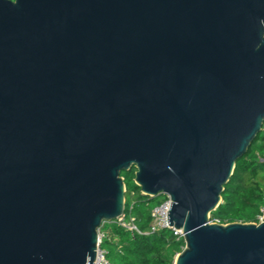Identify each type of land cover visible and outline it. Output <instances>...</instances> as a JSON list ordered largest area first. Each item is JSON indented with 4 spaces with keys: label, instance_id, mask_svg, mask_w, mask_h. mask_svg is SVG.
Segmentation results:
<instances>
[{
    "label": "water",
    "instance_id": "95a60500",
    "mask_svg": "<svg viewBox=\"0 0 264 264\" xmlns=\"http://www.w3.org/2000/svg\"><path fill=\"white\" fill-rule=\"evenodd\" d=\"M263 131L264 0H0V264H95L132 170L174 264H264L211 221Z\"/></svg>",
    "mask_w": 264,
    "mask_h": 264
},
{
    "label": "trees",
    "instance_id": "16d2710c",
    "mask_svg": "<svg viewBox=\"0 0 264 264\" xmlns=\"http://www.w3.org/2000/svg\"><path fill=\"white\" fill-rule=\"evenodd\" d=\"M134 172H123L126 187L125 215L132 218L139 233L132 234L115 223L101 228L100 248L108 264H174L184 242L170 230L150 232L151 212L164 196H143L134 184ZM264 207V131L237 164L225 186L220 206L211 214L219 224L258 223Z\"/></svg>",
    "mask_w": 264,
    "mask_h": 264
},
{
    "label": "built area",
    "instance_id": "2783aa9c",
    "mask_svg": "<svg viewBox=\"0 0 264 264\" xmlns=\"http://www.w3.org/2000/svg\"><path fill=\"white\" fill-rule=\"evenodd\" d=\"M164 198L165 200L163 201V203L155 207L151 212L152 221L150 226V232L170 230L175 236L178 237V239L183 240L182 236L180 235V232L176 231L173 227H170L168 224V212L170 211L172 202L168 196H164ZM262 222H264V207L261 209V213L258 217V223ZM114 223L132 234L139 233V230L135 225L134 220L132 218H128L125 214ZM101 237H103V235L101 234V232H99L100 243ZM95 264H108V262L105 260L104 252L103 250H101L100 247L97 251Z\"/></svg>",
    "mask_w": 264,
    "mask_h": 264
},
{
    "label": "rangeland",
    "instance_id": "374dc122",
    "mask_svg": "<svg viewBox=\"0 0 264 264\" xmlns=\"http://www.w3.org/2000/svg\"><path fill=\"white\" fill-rule=\"evenodd\" d=\"M101 240H102V237H101Z\"/></svg>",
    "mask_w": 264,
    "mask_h": 264
}]
</instances>
